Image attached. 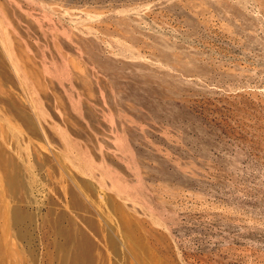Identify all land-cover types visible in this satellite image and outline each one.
I'll return each instance as SVG.
<instances>
[{"label":"rangeland","instance_id":"obj_1","mask_svg":"<svg viewBox=\"0 0 264 264\" xmlns=\"http://www.w3.org/2000/svg\"><path fill=\"white\" fill-rule=\"evenodd\" d=\"M0 264H264V0H0Z\"/></svg>","mask_w":264,"mask_h":264}]
</instances>
